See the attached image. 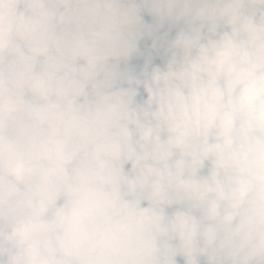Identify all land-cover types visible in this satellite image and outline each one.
Segmentation results:
<instances>
[{
	"label": "clouds",
	"instance_id": "clouds-1",
	"mask_svg": "<svg viewBox=\"0 0 264 264\" xmlns=\"http://www.w3.org/2000/svg\"><path fill=\"white\" fill-rule=\"evenodd\" d=\"M0 264H264V0H0Z\"/></svg>",
	"mask_w": 264,
	"mask_h": 264
}]
</instances>
